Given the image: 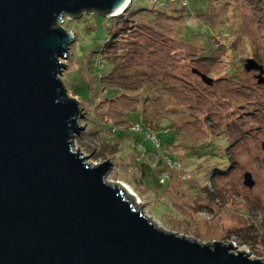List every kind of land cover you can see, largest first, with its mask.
<instances>
[{
	"label": "rangeland",
	"instance_id": "374dc122",
	"mask_svg": "<svg viewBox=\"0 0 264 264\" xmlns=\"http://www.w3.org/2000/svg\"><path fill=\"white\" fill-rule=\"evenodd\" d=\"M129 4L116 15L129 23L64 18L73 42L61 80L82 107L74 151L89 166L110 162L105 181L126 186L124 198L157 229L264 261V86L245 67L252 59L264 72V0H194V14L176 8L151 26ZM142 10L148 0H132ZM98 58L113 68L96 75L101 92L89 69Z\"/></svg>",
	"mask_w": 264,
	"mask_h": 264
},
{
	"label": "water",
	"instance_id": "95a60500",
	"mask_svg": "<svg viewBox=\"0 0 264 264\" xmlns=\"http://www.w3.org/2000/svg\"><path fill=\"white\" fill-rule=\"evenodd\" d=\"M129 3L0 0V264H264L157 229L105 181L110 162L89 166L74 151L82 107L61 80L73 42L64 18H111ZM245 67L264 86L262 67Z\"/></svg>",
	"mask_w": 264,
	"mask_h": 264
},
{
	"label": "trees",
	"instance_id": "16d2710c",
	"mask_svg": "<svg viewBox=\"0 0 264 264\" xmlns=\"http://www.w3.org/2000/svg\"><path fill=\"white\" fill-rule=\"evenodd\" d=\"M193 2H194V0H188V5L186 6V7H184V8H180L177 4H171V3H167L164 7H161V6H159V4L160 3H157V4H155V5H153V4H151L150 3V0H148V4L152 7V10L151 11H146V10H142V11H131V5H132V0H130V4H129V6L127 7V9H126V11H129L131 14H132V12L133 13H135V12H142V13H144V15H145V18H146V20H147V22H142V23H145V24H148V26H151V24H152V22H154L155 21V17H156V15H158V14H165V13H169V11H170V13L172 12V11H177L176 10V8L177 9H179V10H181L182 12H187V13H189V14H194V12H192V7H194L193 5ZM168 7H171V9L170 10H166ZM154 8H157V9H159V10H162V11H155L154 10ZM163 10H165V11H163ZM144 11V12H143ZM148 12L149 13H153L154 14V16L153 17H151V19L149 18L150 16H148ZM127 12H124V13H122V14H120V16H116V18L114 17V20L115 19H120L121 21H125V22H131V20H130V18L129 17H127ZM199 14H200V12H197V14H196V16H199ZM92 15H96V16H101V15H98V14H92ZM103 17H105V16H103ZM106 18H108L111 22H112V20H111V18H109V17H106ZM114 22V21H113ZM121 28V26H117V29L118 28ZM119 30V29H118ZM118 30H116V27H115V29H114V32L112 33V35H111V37L110 38H108V39H106L105 40V43L103 44V46H104V49H109V47H110V45H112V44H114L115 43V41L117 40V39H113L112 37L113 36H115V32L116 31H118ZM200 37L201 36H198L197 38H198V41H199V39H200ZM200 41H201V39H200ZM201 43L202 44H204V42H202L201 41ZM102 46V47H103ZM204 46V48L206 49V52L207 53H211L212 51H213V47H210V46H208L207 44H205V45H203ZM101 47V48H102ZM69 51H70V49H69ZM100 51L102 52V49H100ZM99 53V52H98ZM102 58V57H101ZM103 61H105V63H103ZM99 63V65H101L100 66V68H99V66H98V63ZM91 63H93L94 65L92 66V64L90 65V67H89V69L91 70V71H94L95 72V76L93 75V77H94V82H96L97 83V85H98V90L101 92L102 91V88H101V86H100V82H99V80H98V78H97V74L99 73V75H101L100 73H102L101 71H102V69H101V67H103V65H104V70L106 71L105 72V74H109L112 70H113V68H112V58H111V60L110 59H107V58H104V59H100V58H98V60H96L95 62H94V60L91 62ZM90 71V72H91ZM108 71V72H107ZM112 73V72H111ZM104 75V74H103ZM143 117V116H142ZM143 123L145 124V126L148 128V126H147V119L145 118V117H143ZM137 126V129H140V125H136ZM214 151H216L215 149H216V147L214 146ZM141 164V163H140ZM136 165H139V164H137L136 163ZM161 170H162V168H161ZM149 176L151 177V175L149 174ZM152 181H154V183H156V184H158L159 183V181L160 180H158V178H156V176L155 175H153V180Z\"/></svg>",
	"mask_w": 264,
	"mask_h": 264
},
{
	"label": "built area",
	"instance_id": "2783aa9c",
	"mask_svg": "<svg viewBox=\"0 0 264 264\" xmlns=\"http://www.w3.org/2000/svg\"><path fill=\"white\" fill-rule=\"evenodd\" d=\"M150 3L155 5L160 3L159 6L164 7L167 3L177 4L180 8H184L188 5V0H150Z\"/></svg>",
	"mask_w": 264,
	"mask_h": 264
},
{
	"label": "bare ground",
	"instance_id": "6f19581e",
	"mask_svg": "<svg viewBox=\"0 0 264 264\" xmlns=\"http://www.w3.org/2000/svg\"><path fill=\"white\" fill-rule=\"evenodd\" d=\"M124 8H125V7H124ZM124 8H123L122 10H124ZM122 10H121V11H122ZM121 11H120V12H121ZM120 12H119V13H120ZM117 15H118V14H117ZM116 184H117V183H116ZM116 184H115V185H116ZM120 186H121V185H120ZM123 186H124V185H122L121 188H122L123 190L126 189V186H124V187H123ZM128 189H129V188H128ZM123 190H122V191H123ZM127 192H128V191H127ZM127 194H129V193H127ZM124 196H125V195H124ZM126 196H127V195H126ZM129 196L133 197V195H132L131 193L129 194ZM130 203H131V202H130ZM134 204H136V203H134ZM136 205H137V204H136Z\"/></svg>",
	"mask_w": 264,
	"mask_h": 264
}]
</instances>
